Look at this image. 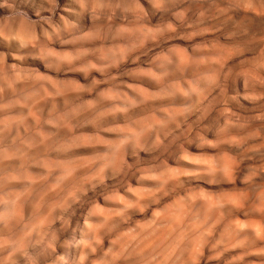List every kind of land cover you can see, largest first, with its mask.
<instances>
[{"label":"rangeland","instance_id":"1","mask_svg":"<svg viewBox=\"0 0 264 264\" xmlns=\"http://www.w3.org/2000/svg\"><path fill=\"white\" fill-rule=\"evenodd\" d=\"M0 264H264V0H0Z\"/></svg>","mask_w":264,"mask_h":264}]
</instances>
